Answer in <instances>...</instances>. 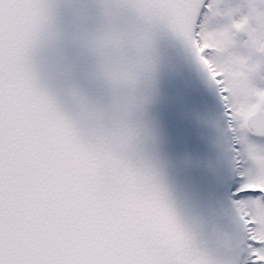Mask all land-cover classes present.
<instances>
[{"label":"snow or ice","instance_id":"obj_1","mask_svg":"<svg viewBox=\"0 0 264 264\" xmlns=\"http://www.w3.org/2000/svg\"><path fill=\"white\" fill-rule=\"evenodd\" d=\"M163 36L221 110L197 203L154 111ZM0 264H264V0H0Z\"/></svg>","mask_w":264,"mask_h":264},{"label":"water","instance_id":"obj_2","mask_svg":"<svg viewBox=\"0 0 264 264\" xmlns=\"http://www.w3.org/2000/svg\"><path fill=\"white\" fill-rule=\"evenodd\" d=\"M66 2L71 3L72 0H66ZM65 22L70 24V14L66 15ZM159 50L165 64V72L161 85L162 97L154 111L163 125L167 137L163 155L167 161L169 178L179 198L197 203L200 196L207 194L209 185L202 169L192 166L191 162L203 159L207 147L202 152H198L196 149L198 144V138L194 134L196 124H193L189 114L184 113L181 103L178 102L180 97L185 96L186 91L193 90L196 68L189 62L180 47L166 36L161 37ZM71 52L74 56L79 55L75 49H72ZM37 61L41 65L45 81L54 90L61 91L66 105L71 108L73 106L72 99L64 93L67 77L61 67L59 51L50 47L38 53ZM79 64L80 70L77 73V78L84 86L90 87L82 75L86 71L87 60L81 58Z\"/></svg>","mask_w":264,"mask_h":264},{"label":"flooded vegetation","instance_id":"obj_3","mask_svg":"<svg viewBox=\"0 0 264 264\" xmlns=\"http://www.w3.org/2000/svg\"><path fill=\"white\" fill-rule=\"evenodd\" d=\"M185 96L191 98L193 103L188 105L181 103V108L184 113L189 114L193 124H196L194 127V134L198 138L196 149L202 152L207 147L206 141H210L217 129L222 127L221 110L210 89L202 82L197 70L193 79V90L186 91ZM192 111L199 114L201 118L193 117Z\"/></svg>","mask_w":264,"mask_h":264},{"label":"rangeland","instance_id":"obj_4","mask_svg":"<svg viewBox=\"0 0 264 264\" xmlns=\"http://www.w3.org/2000/svg\"><path fill=\"white\" fill-rule=\"evenodd\" d=\"M226 2H235V0H226Z\"/></svg>","mask_w":264,"mask_h":264}]
</instances>
